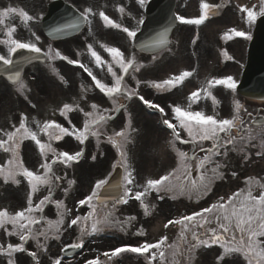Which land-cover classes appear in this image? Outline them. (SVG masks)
Segmentation results:
<instances>
[{
	"label": "snow or ice",
	"instance_id": "6c2138e0",
	"mask_svg": "<svg viewBox=\"0 0 264 264\" xmlns=\"http://www.w3.org/2000/svg\"><path fill=\"white\" fill-rule=\"evenodd\" d=\"M135 3L143 8L147 0H135ZM223 6V2L210 4L206 0H200L198 17L188 19L183 15L174 14L173 21L201 25ZM70 7L75 12V18L52 28L47 35L58 39L79 34L86 28L85 51L74 53L76 58L62 53L51 43L46 50L38 46L41 37L33 30L30 22L39 23L42 15L33 16L23 8L12 6L0 9V30L4 33V38H0V45L3 46V50H0V75L15 86L18 95L31 103L28 96L31 89L23 79L26 65L43 63L60 82L67 84L65 77L55 67L56 61H63L67 65L82 69L83 73L91 78L87 87L83 83L80 85L81 100H85L89 92L98 90L111 102V107H101L98 103L92 102L88 105L90 110H85L79 102L64 103L59 109V115L71 124L69 114L76 111L82 113V127L75 125L65 127L52 119L41 123L35 117H32L30 123L29 116L21 113L18 125L13 124L11 130L0 129V152L8 154L7 160L0 163V181L4 185L11 183L16 186L26 181L28 188L26 206L15 211L0 208V230L6 237L16 240L6 244L0 243V257H7L6 264H16L14 257L18 253H26L34 264H41L38 251H30L27 245L34 242L37 250L47 252L48 242L59 241L69 230L76 233L77 238L65 244L61 249L62 253L82 249L89 238L105 231L119 228L123 232L131 226L136 217L127 216L122 219L118 215L119 206L127 205L129 200L138 201L144 215L148 216L155 207L146 201L151 193H156L160 200L165 196L171 199L186 196L189 200L195 198L199 203L213 191L218 181L227 179L225 170L228 169L230 152L240 153L247 161L249 159L247 149L251 147L259 149L256 152L258 157H264V116H253L239 100L233 102L229 118H222L215 112L218 101L212 90L222 86L233 93L236 92L237 82L232 76L207 79L201 87L187 96L186 106L179 103L168 104L169 113L161 104L146 99L141 94V85H146L157 93L171 92L192 77L195 69L184 70L161 80L141 79L137 74L141 73L146 65L138 60L135 51L126 55L121 47L88 42L89 37L94 38L93 23L94 18L98 16L105 28L119 30L125 34L126 41L132 49L138 48L140 52L150 53L152 60L155 61L159 54L168 48L171 25L157 33L150 41L137 44L138 33L145 23L143 15L136 19L131 12L126 11L125 6H117L116 11L121 18L127 14L135 22V26H126L110 18L103 10L97 13L91 6L84 7L83 10L75 5ZM238 10L245 14L244 22L251 26L258 17H264V0H259L258 10L256 5L251 7L238 5ZM13 14L20 18L21 24L30 33L31 38H17L16 26L5 23ZM233 37L251 39L249 33L236 28L224 33L225 39ZM97 43L99 49L107 54L108 59L97 49ZM223 54L227 55L226 52ZM83 55L87 56L88 63L79 58ZM94 68L100 72L106 70L110 80L98 78L99 73L95 72ZM128 78L134 81V87L130 86ZM121 97L126 101L135 98L148 109L158 112L161 123L171 131L172 138L169 143L176 155V166L158 178H147L143 183L136 181L127 146L133 143V134L138 129L133 127L130 114L126 126L107 134V126L110 121L115 120L116 114L122 110L127 112V104L119 103ZM202 99H211L213 114H207L203 109L193 110L192 106ZM31 106L36 108L35 104ZM242 112H247L250 121L244 119ZM234 130L236 134H233ZM65 137L74 138L78 142L79 150L70 153L58 151L53 147L54 142L63 141ZM102 137L116 150L117 158L112 164L113 171L120 168L123 169V174L115 183L111 179L112 172L104 178L95 180L89 193L76 202L80 208L86 207L87 212L73 214V208H69L64 200L55 198V195L60 189L66 197L76 181L67 179L66 173L57 175L54 165L59 164L67 169L80 163L85 157L86 142L94 138L99 147ZM26 140L34 142L39 150L41 162L36 170L26 167L21 157V145ZM177 142L180 145H189L190 149L182 150L177 147ZM96 159L95 154L91 155L93 162ZM231 176L235 178L237 173L231 171ZM65 180L67 187H62ZM244 184L245 187L234 191L227 198L221 195L216 201L200 207L199 210L169 219L164 228H168L169 225L178 227L176 240L169 242L167 236H161L155 242L145 240L138 241L135 246L125 244L110 251H103L101 255L104 260L97 256L95 259L87 260L86 264H112L114 258L122 253H136L144 257L146 264H182L181 258L183 264H193L198 250L208 249L213 245H218L222 249L218 261L227 258L231 264H264V182L249 176ZM257 188L259 193L255 194ZM104 191L114 194L103 196ZM44 192L46 194H43ZM48 206H54L55 219H49L45 214ZM136 235L144 236L145 233L140 230ZM51 264H62V258L53 259Z\"/></svg>",
	"mask_w": 264,
	"mask_h": 264
},
{
	"label": "rangeland",
	"instance_id": "374dc122",
	"mask_svg": "<svg viewBox=\"0 0 264 264\" xmlns=\"http://www.w3.org/2000/svg\"><path fill=\"white\" fill-rule=\"evenodd\" d=\"M181 46H182V51L184 52V46L183 45ZM132 52H133V49L131 48L130 54ZM137 75L140 78V73ZM215 89H221V88L217 87ZM229 91L230 90H227V92H224V91L223 92L226 95H230ZM133 115L134 114L131 115L132 116L131 122L132 123L134 122L135 128H138L139 130L137 131V133L133 134V143L129 144L127 147H128V151L132 155V161L135 164H137L139 161L142 162L145 160L142 154H145L147 150L146 142L148 140V136L146 135L148 134L149 129L152 128V124H153L152 122L154 121L151 119H148L147 121L146 119H143L141 116L138 117V121H137L138 114L134 115V119H133ZM156 122H161V120L157 119ZM115 131H118V130L115 129ZM168 132L169 131H166V132L164 131L162 135L161 134L157 135V139H160L159 143L156 140L158 144L157 151L159 153V157L162 154V159L164 160L166 165L168 164V161L171 160L170 159L171 156L167 152L166 141L164 139L166 136L167 137L169 136ZM258 150L259 149L257 148L249 147L247 149V152L249 154V159L247 161H245L242 155L238 152L229 153L228 169L225 170L227 179L224 181H218L214 185V188L211 194L206 196V199L210 197L206 200L207 205L211 202L216 201L218 197L221 195L227 198L228 195H231L234 191L241 188L240 185L244 183L245 179L249 176L255 177L256 179H259L262 182H264V157H258L256 155V152ZM170 164H168L167 166H169ZM142 165L143 164L139 165V167L143 168ZM72 170H76V169L72 168ZM231 171H235L237 173V176L235 178L231 176ZM55 173L57 175H65L66 173L67 179H70L69 176L73 177L74 175L73 174L74 172H71V171L69 172L68 169H64L62 166H58ZM78 174L79 175L81 174V176H85V172L84 174H82V169L78 171ZM83 178L85 179V177ZM24 193H25V189H24ZM258 193H259V189L257 188L255 189V194H258ZM12 194H15V193H12ZM181 199H182V207H185L187 211L191 210L192 208L201 207V204L197 203L195 198H193L192 200H189L186 196H180L179 200ZM161 213L162 215L169 214L168 209L162 210ZM205 252H206V256H205V259L203 260V256ZM221 252H222V249H220L218 245H213L211 248H208V249L198 250L196 253L195 260L193 261V264H231V261L228 260L227 258H225V260L223 261H218L217 258L221 255ZM181 260L183 264V258H181Z\"/></svg>",
	"mask_w": 264,
	"mask_h": 264
},
{
	"label": "flooded vegetation",
	"instance_id": "af4514ba",
	"mask_svg": "<svg viewBox=\"0 0 264 264\" xmlns=\"http://www.w3.org/2000/svg\"><path fill=\"white\" fill-rule=\"evenodd\" d=\"M102 248H103V247H101V246H100V247L97 246V247H95V250H96V251H98V250H102Z\"/></svg>",
	"mask_w": 264,
	"mask_h": 264
}]
</instances>
